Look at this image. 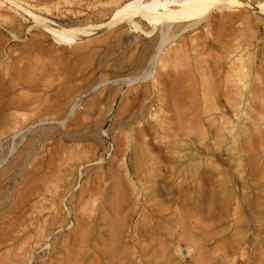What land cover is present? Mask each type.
<instances>
[{
    "label": "rangeland",
    "instance_id": "obj_1",
    "mask_svg": "<svg viewBox=\"0 0 264 264\" xmlns=\"http://www.w3.org/2000/svg\"><path fill=\"white\" fill-rule=\"evenodd\" d=\"M0 70V264H264V0H0Z\"/></svg>",
    "mask_w": 264,
    "mask_h": 264
},
{
    "label": "bare ground",
    "instance_id": "obj_2",
    "mask_svg": "<svg viewBox=\"0 0 264 264\" xmlns=\"http://www.w3.org/2000/svg\"><path fill=\"white\" fill-rule=\"evenodd\" d=\"M129 5H122L118 11H123L125 10ZM168 19H165L167 20L166 22L169 23L171 21H173L174 19H172V16L168 15V17H166ZM116 22H119V19H116V16L113 15L112 18H110L106 23L103 24V27H101L103 29H106L108 27H110L112 24H115ZM165 22V21H164ZM165 22V23H166ZM170 27L171 25L170 24H166L164 27H162V31H160L159 35H158V38H157V43L158 44V50L166 43V41L170 38ZM43 29L51 36H53V38H57L59 39L60 41H63V42H68V41H71V40H74L73 38H69L68 36V33L66 31H63L61 29H58V28H52V27H49V26H43ZM99 30V31H101ZM95 31V30H94ZM93 31V32H94ZM96 32V31H95ZM105 41V40H104ZM99 43V42H98ZM32 45V44H31ZM87 45V44H86ZM34 46V45H33ZM27 47V46H26ZM79 49V48H78ZM80 50V49H79ZM153 61H155V58H151L150 60V66L152 65ZM6 69V68H5ZM2 71V70H0ZM4 72V71H3ZM12 72L13 74H16L18 77L21 76V74L18 73V71L16 70H12L10 71ZM148 76V70L145 71L143 73V77L142 78H146ZM17 77V78H18ZM16 85H14V83L12 84H5L3 82V75H0V93L2 92H9L11 89H13ZM65 89V88H64ZM172 89V88H171ZM64 91V90H63ZM63 91H62V95L60 96H63ZM11 92V91H10ZM66 92V91H65ZM69 92V91H68ZM173 92V91H172ZM54 94V93H53ZM60 94V93H59ZM170 94V93H169ZM57 96V95H56ZM172 98V95H170ZM1 97V96H0ZM17 99H19V96L18 95H14L13 97L11 98H8L6 99L5 102H2L4 104H16L15 102H18ZM72 103H71V99H69V101L67 102V107L70 106ZM1 105V104H0ZM16 106H19V105H16ZM58 109V108H57ZM71 109V108H70ZM55 110V109H54ZM52 111V110H51ZM57 111V110H56ZM5 119V118H4ZM2 122V121H1ZM0 122V123H1ZM112 207V206H111ZM114 210V209H113ZM112 254V253H111Z\"/></svg>",
    "mask_w": 264,
    "mask_h": 264
},
{
    "label": "built area",
    "instance_id": "obj_3",
    "mask_svg": "<svg viewBox=\"0 0 264 264\" xmlns=\"http://www.w3.org/2000/svg\"><path fill=\"white\" fill-rule=\"evenodd\" d=\"M63 210H64V212H65V208H63ZM66 213V212H65ZM69 221H68V218H67V223H68Z\"/></svg>",
    "mask_w": 264,
    "mask_h": 264
}]
</instances>
